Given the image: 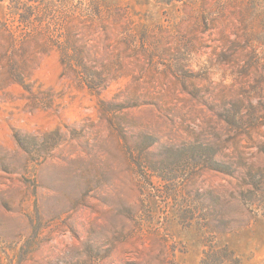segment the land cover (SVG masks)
I'll use <instances>...</instances> for the list:
<instances>
[{
    "label": "rangeland",
    "instance_id": "1",
    "mask_svg": "<svg viewBox=\"0 0 264 264\" xmlns=\"http://www.w3.org/2000/svg\"><path fill=\"white\" fill-rule=\"evenodd\" d=\"M262 148L264 0H0V264H264Z\"/></svg>",
    "mask_w": 264,
    "mask_h": 264
},
{
    "label": "trees",
    "instance_id": "2",
    "mask_svg": "<svg viewBox=\"0 0 264 264\" xmlns=\"http://www.w3.org/2000/svg\"><path fill=\"white\" fill-rule=\"evenodd\" d=\"M247 120L243 116H241V117H239V119H235V117H232V119H230V121H228V122L233 123V124H237L238 122H244V121H247ZM262 151L264 152V148H262ZM208 156H209V158L206 159V160L207 161L209 160L210 164L207 165V166H209L211 169H214V170L220 171V172H227L228 174L232 173L230 165L222 163L221 161H217V160L213 159L212 151L209 153ZM201 264H206L205 258H202Z\"/></svg>",
    "mask_w": 264,
    "mask_h": 264
}]
</instances>
